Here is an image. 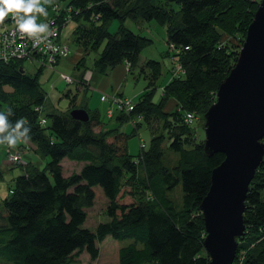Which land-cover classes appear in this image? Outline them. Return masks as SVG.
<instances>
[{"label": "trees", "instance_id": "obj_1", "mask_svg": "<svg viewBox=\"0 0 264 264\" xmlns=\"http://www.w3.org/2000/svg\"><path fill=\"white\" fill-rule=\"evenodd\" d=\"M260 2L42 3L46 15L37 14L38 25L50 19H55L60 28L64 21L76 22L77 38L73 42L82 48L77 67L85 66L87 56L94 53L93 66L100 73L107 74L123 64L128 74H134L139 67L149 82L131 110L113 104V98H128L119 92L101 98L102 103L113 108V115L107 118L118 124L108 128L99 110L83 107L90 120L74 119L71 111L77 109L75 101L66 112L46 117L42 109L38 110L46 100L40 82L42 66L35 75H29L23 63L30 59L0 60V112L9 125L6 132L0 133V140L23 119L26 123L19 128L23 134L19 141L24 143L18 146L26 148L27 141L38 159H49L43 167L29 162L23 173L13 178L11 186H0V264H78L83 253L96 261L100 244L108 237L117 241L131 239L120 245L119 264L210 263L199 206L210 190L213 169L225 155L208 156L200 132L204 114L216 101L219 86L238 60ZM171 3L178 4L179 9L169 8ZM11 16L0 21V28L13 23ZM127 19L155 21L165 27L166 56L171 62L167 83L157 84L162 76L161 62L141 61L143 50L153 40L125 26ZM114 20L121 23L111 33L109 26ZM75 97L74 94L73 100ZM188 114L194 116L192 121H186ZM42 118L46 119L44 125ZM126 121L134 122L136 131L145 122L153 134L149 147L142 144L145 147L141 145L137 155L129 152V135L119 128ZM97 125L100 131L95 130ZM6 145L7 141L0 144L3 148ZM24 148L22 152L27 151ZM65 158L84 165L66 176ZM3 179L0 170V185ZM98 188L107 201L106 220L90 229L85 226L87 210L94 206ZM246 205V234L238 239L234 263L264 264V161L250 184Z\"/></svg>", "mask_w": 264, "mask_h": 264}, {"label": "water", "instance_id": "obj_2", "mask_svg": "<svg viewBox=\"0 0 264 264\" xmlns=\"http://www.w3.org/2000/svg\"><path fill=\"white\" fill-rule=\"evenodd\" d=\"M71 115L88 122L86 109ZM204 151L223 153L199 209L205 222L209 264H235L250 184L264 161V0L250 24L238 60L204 114Z\"/></svg>", "mask_w": 264, "mask_h": 264}, {"label": "rangeland", "instance_id": "obj_3", "mask_svg": "<svg viewBox=\"0 0 264 264\" xmlns=\"http://www.w3.org/2000/svg\"><path fill=\"white\" fill-rule=\"evenodd\" d=\"M169 8L179 9V6L176 3H171ZM62 23L63 26L61 27L60 35L63 37V40L70 45L72 52L69 58L60 60L54 69H51L48 63H44L42 65L43 71L40 76V82L46 92V100L42 104L44 105V115H46L47 117V115L50 114L66 112L69 106L71 105V102L75 101L74 104H76L77 108L82 109L83 107H85L89 111L99 110L101 112L102 121L106 122L108 128L117 127L118 124H116L115 119L109 120L110 118H107V111L110 106L108 104L100 102V96L113 94L114 92H120V94L123 93L124 97H134L140 89H142V93L145 91L144 89H146V87L148 86L149 80L145 79L144 74H140V69L139 67H137L134 74H128L124 72V70L121 71V73H119V82L116 83L114 82L113 73H100V70L93 66V59L95 57L94 53H91L89 56H87L85 66L81 65L80 67H77L76 59L82 54V48L80 47V44L77 45L73 42V38H77V36H75L76 32L74 31L77 24L73 20L69 22L64 21ZM120 23L121 22L119 20H114L113 22H111L109 26L110 32H116ZM12 24L13 23H11L9 26L11 27ZM124 25L134 31L136 34H139L141 36H147L148 38L153 40V43L143 50L141 56L144 58V60H155L161 62L162 76L159 78L157 84L161 86L162 84L167 83V71L171 67V62L169 57L166 56L167 37L165 27L158 25L155 21L135 22L129 19L125 21ZM4 29L8 30L9 28ZM0 33H3V31L0 30ZM40 51L41 48L38 49V53L35 54L33 60L41 58L39 54ZM23 66L25 68V71L29 75H35L39 69V64L33 63V61H24ZM86 66L90 69H85ZM119 66L123 67L124 69L123 64ZM88 71L96 72L95 78L88 82L89 84L87 82H83L85 79L82 80L80 79L81 77L79 78L81 72L86 73ZM60 73L68 74L70 76L71 82H68L69 84H67L61 81ZM91 74H93V72H91ZM76 80H79L84 84H75ZM6 91L10 92L11 89L9 90V87H6ZM142 93L140 95H142ZM66 94H70V96H66ZM74 94L77 96V98L75 97V100H73ZM138 98L139 97L135 96V101H138ZM158 98L159 91L156 96V100H158ZM43 107L41 106V109ZM194 120H196V118ZM200 121H198L199 123H197L198 126L200 125ZM134 127V122L126 121L119 128L122 132L126 133V135H129L127 139V146L129 152L133 155H137L141 150L140 146L142 144H145L147 147H149V143L153 134L151 130L147 127L145 122L141 123V126L138 128V131L134 130ZM100 129V126H95L96 131H100ZM200 135L202 138L205 139L206 136L204 128L201 129ZM23 148L24 147L21 146H17V148L11 147V150L14 153L20 152L21 154H23ZM5 156L6 151H4V148L0 146V170L3 172L4 175V179L0 186L4 189H7V187L11 186L13 178L23 173L25 165H27L30 160L24 157L22 165L15 164V166L14 164L9 163L6 160ZM36 158L34 163L38 164V161L40 159ZM47 162H49V159H41L40 165L43 167ZM80 165L81 164L77 162H72L71 160L65 158L63 160L64 174L66 176L70 175L71 172H73V170H77ZM96 194L97 196L94 206L87 210L88 219L86 221L85 226L90 229H95L99 221L106 220L105 208L107 206V201L103 193L101 192V189L98 188ZM130 240L131 239L117 241L113 238L108 237L103 243L100 244L101 252L99 259L93 261L87 253H83L78 258V264H119L118 250L120 248V245H125L131 242Z\"/></svg>", "mask_w": 264, "mask_h": 264}, {"label": "built area", "instance_id": "obj_4", "mask_svg": "<svg viewBox=\"0 0 264 264\" xmlns=\"http://www.w3.org/2000/svg\"><path fill=\"white\" fill-rule=\"evenodd\" d=\"M11 20L13 24L10 26H5L4 29L0 28L3 33H0V60L10 61L12 59H30L42 66L44 63H48L50 67L55 63L56 59L59 56H66L69 53L67 46L63 45L59 41L60 36V26L57 24L55 19H50L47 24V27L43 32L29 36L27 34H22L17 31L16 24L14 20ZM4 29V30H3ZM41 48L39 52L41 58L34 59L38 49ZM84 78L90 80L92 74L91 71L85 73ZM67 82H71L70 77H64ZM102 99H106V95L102 96ZM113 104L119 105V108L131 110L134 108L135 102L129 98L116 97L113 98ZM41 108H38V110ZM108 115L111 117L113 115V108L108 110ZM194 116L188 114L186 121H192ZM41 124H46V119H41ZM145 146L142 145V148ZM7 153V161L11 164H22L23 154L20 152H12L11 148L6 145L5 148Z\"/></svg>", "mask_w": 264, "mask_h": 264}, {"label": "clouds", "instance_id": "obj_5", "mask_svg": "<svg viewBox=\"0 0 264 264\" xmlns=\"http://www.w3.org/2000/svg\"><path fill=\"white\" fill-rule=\"evenodd\" d=\"M51 0H0V21H3L9 14H12L17 31L22 34L33 36L39 32H43L47 24H37V14L46 15L43 4L50 3ZM40 68V66H39ZM11 115V110H8ZM22 123H26L21 119L17 122L16 129L0 140V144L7 141V145L11 148L19 142V136L23 135L19 132ZM9 128L6 116L0 112V133H4ZM30 131V129H29Z\"/></svg>", "mask_w": 264, "mask_h": 264}, {"label": "crops", "instance_id": "obj_6", "mask_svg": "<svg viewBox=\"0 0 264 264\" xmlns=\"http://www.w3.org/2000/svg\"><path fill=\"white\" fill-rule=\"evenodd\" d=\"M141 61L143 62V61H145L144 60V58L142 57L141 58ZM116 68H118V69H114V70H112L110 73L112 74L113 73V75H114V82H116V83H118L119 82V79H120V77H119V73H121V71H123L124 70V72H126V69H125V65H124V69H123V67H121V66H118V67H116ZM85 72V71H84ZM84 72H81V74H80V76H79V78L80 79H82V80H84ZM127 73V72H126ZM92 80L95 78V73H93V75H92ZM75 84H78V85H80V84H82V82L81 81H79V80H76V82H75ZM9 90H10V88H9ZM120 93V92H119ZM142 93V89H140L136 94H135V96H137V97H139L140 96V94ZM122 95H123V93H122ZM135 96L134 97H128L129 99H132L133 101L135 100ZM101 97H102V95L100 96V102H102L101 101ZM110 109V108H109ZM108 109V110H109ZM108 117H109V115H108ZM24 143V141H22V142H18L17 144H16V146H18L19 144L20 145H22ZM25 145H26V150H28L29 149V151H25L24 153H23V159H24V157H26L28 160H30V162H33L34 163V161H35V158L37 157L38 158V156L34 153V150L31 148V144L29 143V142H27V141H25ZM5 150V149H4ZM31 151V152H30ZM36 158V159H37ZM38 161V160H37ZM40 161L41 160H39L38 162V165H40ZM36 164V163H35ZM83 165L84 164H82L81 163V165L78 167V171H80L81 170V168L83 167ZM75 171V170H74ZM3 191L4 190H1V194H3Z\"/></svg>", "mask_w": 264, "mask_h": 264}, {"label": "bare ground", "instance_id": "obj_7", "mask_svg": "<svg viewBox=\"0 0 264 264\" xmlns=\"http://www.w3.org/2000/svg\"><path fill=\"white\" fill-rule=\"evenodd\" d=\"M60 43L68 47V49H69V53H68L66 56H59V57L56 59L55 63L52 65L51 69H54L55 66L59 63L60 60H62V59H67V58H69L70 55H71V52H72V51H71V47H70V45H69L67 42H65L63 39H61ZM64 77H70V76H69L68 74H66V73H60V79H61V81H63V78H64ZM64 79H65V78H64ZM63 82L68 83L66 80L63 81ZM68 84H69V83H68ZM42 110H44V107L42 108ZM21 136H22V135H20L19 137H21ZM20 139H23V138H20Z\"/></svg>", "mask_w": 264, "mask_h": 264}]
</instances>
